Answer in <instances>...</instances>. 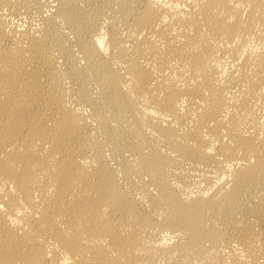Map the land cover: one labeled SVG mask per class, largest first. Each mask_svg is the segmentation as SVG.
Masks as SVG:
<instances>
[{
  "label": "bare ground",
  "instance_id": "bare-ground-1",
  "mask_svg": "<svg viewBox=\"0 0 264 264\" xmlns=\"http://www.w3.org/2000/svg\"><path fill=\"white\" fill-rule=\"evenodd\" d=\"M0 264H264V0H0Z\"/></svg>",
  "mask_w": 264,
  "mask_h": 264
}]
</instances>
